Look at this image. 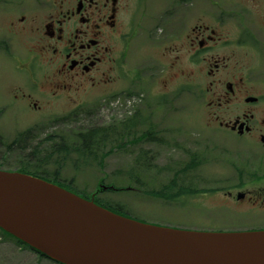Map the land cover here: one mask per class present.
<instances>
[{
	"label": "flooded vegetation",
	"instance_id": "flooded-vegetation-1",
	"mask_svg": "<svg viewBox=\"0 0 264 264\" xmlns=\"http://www.w3.org/2000/svg\"><path fill=\"white\" fill-rule=\"evenodd\" d=\"M150 23L159 24L156 33L147 28ZM161 26H167L164 41L159 36ZM136 33L141 37L138 48L160 40L156 62L161 73L156 84L162 86L156 108L174 106L182 99L187 106L193 102L204 106L199 109L203 114L188 117L201 127L190 135H181L187 130L152 126L139 141L172 146L170 184H189L175 193L174 200L181 196L192 202L222 192L218 216L226 210L230 216L223 223L233 226L225 230H264V175L245 171L264 169V0H0V73L15 68L30 79L27 91L16 95V101L25 113L53 119L66 109L59 102L75 104L74 95L83 98L89 90L113 86L127 75L129 41ZM182 55L185 66L194 70L181 67ZM175 116L183 121L188 115ZM170 121L176 125V119ZM60 134L45 133L40 144L54 137L56 143L50 142L43 160L32 156L29 163L43 167L65 159ZM1 139L0 135L3 146ZM31 140L30 131L21 135V142ZM183 141L189 144L187 152L178 147ZM80 148L91 150L92 145ZM178 154L188 161L180 162ZM219 155L237 162V167L230 165L235 178L217 177L222 169ZM147 158L156 159L153 152ZM204 167L214 177H204ZM186 170L200 175L186 178ZM224 184L233 188L203 187ZM199 219L204 224L215 220L211 215Z\"/></svg>",
	"mask_w": 264,
	"mask_h": 264
},
{
	"label": "rangeland",
	"instance_id": "rangeland-1",
	"mask_svg": "<svg viewBox=\"0 0 264 264\" xmlns=\"http://www.w3.org/2000/svg\"><path fill=\"white\" fill-rule=\"evenodd\" d=\"M158 25V23H150L147 28H151L150 31L156 33ZM136 27L138 26L136 25ZM160 28V40L164 41L167 26ZM139 39L141 37H138L136 33L129 41L127 75L124 74L121 81L118 80L110 87L89 90L83 98L74 95L73 99L77 101L75 104H68L66 101L59 102L66 109L61 111L60 115L53 116V119L38 118L33 113H24L23 105L16 101L15 96L20 95L24 88H28L25 79L21 78L20 72L15 68L10 73L3 74L1 72L0 135L3 146H0V159L2 158L0 166L10 172L21 169L31 172L42 171L45 173L43 175L48 178L59 179L60 183H57L59 186L83 198H91L94 193L98 192V187L102 184L105 187L110 185L117 189H124V191L112 193H107V191L97 193L96 199L100 201H97L98 204L116 214L142 223L173 229L230 230L229 227L233 226H226L223 223L224 220H228L229 213L224 210L218 216L217 208H220L222 203V192L219 196L212 194L192 202L181 196L174 200L175 193L185 191L186 185L189 184L180 182L176 187L170 184L172 171H174V169L170 170L171 167L173 168L170 160L174 157L172 146L167 144L157 147L145 143L139 144L141 136L149 129L152 130V126L157 129L174 127L178 131L187 130L181 135H190V132L199 130L201 127L196 125L194 118L188 117L192 114L204 113L203 109L199 110L204 106H197L194 102L187 106L186 99L180 100L174 106L156 108L160 97L158 89L162 86V84H156V79L161 73V68L156 62L158 59L156 50L160 46V40H152L145 47L138 48ZM175 41H179V39L176 38ZM151 58H154L155 62L151 61ZM181 58L182 68L194 70V68L188 69L185 66L183 55ZM262 76L264 78V74ZM198 78L199 81L202 80V75L200 74ZM190 110L191 113H189ZM180 113H185L188 116L180 121L175 116ZM168 115L172 116L168 118ZM172 119L177 120L175 126L170 121ZM93 129H102L104 133L100 134L99 141L95 140L90 155L84 153L83 157H86L84 162L82 161L83 157L71 155L67 156L63 164L52 163L42 169H35L36 164L29 163L30 157H38L43 160L49 153L50 142L53 141L48 138L39 150V145H42L40 143L45 139V133L60 132V135L64 137V146L67 150L71 145L78 144L80 147V139L75 136L76 133L85 135ZM27 131H32V140L29 143L21 142L20 135H24V132ZM54 139L57 140L56 137ZM168 139V136L165 135L164 140L168 142ZM15 140H19L17 146H26V151H21L17 146L9 149L8 147ZM178 147L183 152L190 150L189 144L184 141L180 142ZM150 151L155 154V160L147 158V156H152ZM177 157L180 162L188 161L181 154H178ZM219 158L222 169L219 170L217 177L235 178V173L230 165L237 167V162L233 158L222 159L220 155ZM261 166L264 167V163ZM180 169L177 168L178 171ZM245 171L248 175L255 172L264 175V169ZM183 172H186L184 174L186 178L200 175V173L191 170ZM202 174L208 178L215 175L207 167H204ZM39 175L42 174L39 173ZM232 186L224 184L203 187L207 190L221 188V191H227L233 188ZM182 193L184 194V192ZM210 215L215 218L212 220L213 224H204L199 219H205ZM209 222L211 223L210 220ZM0 264L56 263L40 258L36 253L21 247L14 239L0 231Z\"/></svg>",
	"mask_w": 264,
	"mask_h": 264
},
{
	"label": "water",
	"instance_id": "water-1",
	"mask_svg": "<svg viewBox=\"0 0 264 264\" xmlns=\"http://www.w3.org/2000/svg\"><path fill=\"white\" fill-rule=\"evenodd\" d=\"M0 228L61 264H264V231L149 225L15 172L0 171Z\"/></svg>",
	"mask_w": 264,
	"mask_h": 264
},
{
	"label": "trees",
	"instance_id": "trees-1",
	"mask_svg": "<svg viewBox=\"0 0 264 264\" xmlns=\"http://www.w3.org/2000/svg\"><path fill=\"white\" fill-rule=\"evenodd\" d=\"M97 132H96V130L95 131H92L91 132V134H96ZM21 172L22 173H26V174H31V172H29V171H27V170H21ZM32 175H34V176H37V175H35V174H32ZM121 190H123V189H121ZM98 204V203H97ZM100 205V204H99ZM102 206V205H101ZM20 244H22V245H24V246H26V247H28V248H30L31 250H33V251H35L33 248H31V247H29L27 244H25V243H23V242H21V241H18ZM35 252H37V251H35ZM41 257H44V258H48L47 256H45V255H43V254H41V253H38Z\"/></svg>",
	"mask_w": 264,
	"mask_h": 264
}]
</instances>
